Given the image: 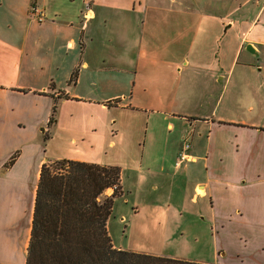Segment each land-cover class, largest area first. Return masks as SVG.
Wrapping results in <instances>:
<instances>
[{
	"label": "crops",
	"instance_id": "1",
	"mask_svg": "<svg viewBox=\"0 0 264 264\" xmlns=\"http://www.w3.org/2000/svg\"><path fill=\"white\" fill-rule=\"evenodd\" d=\"M196 1L0 0V264H25L40 168L62 159L118 167L123 195H148L129 217L145 239L205 206L202 221L250 230L264 251V0L231 15ZM163 190L180 204L149 199Z\"/></svg>",
	"mask_w": 264,
	"mask_h": 264
},
{
	"label": "trees",
	"instance_id": "2",
	"mask_svg": "<svg viewBox=\"0 0 264 264\" xmlns=\"http://www.w3.org/2000/svg\"><path fill=\"white\" fill-rule=\"evenodd\" d=\"M56 114L55 103L49 126ZM120 180L118 167L65 159L42 164L25 264H205L114 248L107 223L123 195Z\"/></svg>",
	"mask_w": 264,
	"mask_h": 264
},
{
	"label": "rangeland",
	"instance_id": "3",
	"mask_svg": "<svg viewBox=\"0 0 264 264\" xmlns=\"http://www.w3.org/2000/svg\"><path fill=\"white\" fill-rule=\"evenodd\" d=\"M147 1L149 6L172 7L178 9L176 11L182 10L184 3V0H140L143 3ZM202 1L204 3L208 1L209 4L204 5ZM243 1L245 0H197V5L192 7H195V9H208L221 14L229 12L228 15H231L236 11L238 4ZM218 2L220 3L218 4ZM186 143L190 146L188 153H191V143L188 140ZM57 151L56 148L55 150L51 149L50 155H59ZM124 183L125 187L128 188L130 181L127 177H125ZM146 185H150V182L147 181ZM126 194L125 192L123 196L115 200L109 219V232L112 235V242L116 246L142 250L160 255V257L205 264L264 263V251H261L263 247L255 243L256 238L254 240L248 238L252 231L243 230L236 224H234L235 227L223 230L213 229L211 222L202 221L203 215H206L205 206L200 211L201 213L194 214L195 218L189 211H184L182 214L171 212L165 229L166 238L164 242L159 243L158 239L156 241H151L149 238L145 239L140 236L139 228H133L131 224L129 225L132 222L129 217L131 216L133 201L141 204L148 199V195L141 196L142 194H140L137 198H133ZM170 197L173 200H178L172 202L173 204H180V198L177 199L175 194H171L170 190H163L159 196H152L149 199L164 203ZM124 200H127V202H124ZM121 217L126 218L127 223H120ZM216 248H220L219 254L221 257L219 258L214 253ZM255 250H258L256 254L254 253Z\"/></svg>",
	"mask_w": 264,
	"mask_h": 264
},
{
	"label": "built area",
	"instance_id": "4",
	"mask_svg": "<svg viewBox=\"0 0 264 264\" xmlns=\"http://www.w3.org/2000/svg\"><path fill=\"white\" fill-rule=\"evenodd\" d=\"M29 13L35 18V20L38 23H43L45 20V12L44 10L39 7L36 4H33L32 6H30L29 9ZM190 146L185 142L180 150V152L177 155V160L175 163V166L178 167L180 164H182L183 162L189 160V151Z\"/></svg>",
	"mask_w": 264,
	"mask_h": 264
},
{
	"label": "water",
	"instance_id": "5",
	"mask_svg": "<svg viewBox=\"0 0 264 264\" xmlns=\"http://www.w3.org/2000/svg\"><path fill=\"white\" fill-rule=\"evenodd\" d=\"M247 51H249V52H252V49H251V47L250 46H247Z\"/></svg>",
	"mask_w": 264,
	"mask_h": 264
}]
</instances>
